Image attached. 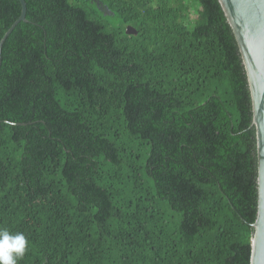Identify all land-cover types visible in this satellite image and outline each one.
Masks as SVG:
<instances>
[{
  "label": "trees",
  "instance_id": "16d2710c",
  "mask_svg": "<svg viewBox=\"0 0 264 264\" xmlns=\"http://www.w3.org/2000/svg\"><path fill=\"white\" fill-rule=\"evenodd\" d=\"M26 3L0 67L18 264H250L257 135L220 1ZM21 10L0 0V40Z\"/></svg>",
  "mask_w": 264,
  "mask_h": 264
},
{
  "label": "water",
  "instance_id": "95a60500",
  "mask_svg": "<svg viewBox=\"0 0 264 264\" xmlns=\"http://www.w3.org/2000/svg\"><path fill=\"white\" fill-rule=\"evenodd\" d=\"M237 39L248 76L252 97L253 121L257 135L258 211L251 237V263L264 264V0H219ZM20 16L0 40V67L5 40L21 21H28L26 0H20ZM128 34H138L129 24ZM24 123V122H23Z\"/></svg>",
  "mask_w": 264,
  "mask_h": 264
},
{
  "label": "clouds",
  "instance_id": "9594fccd",
  "mask_svg": "<svg viewBox=\"0 0 264 264\" xmlns=\"http://www.w3.org/2000/svg\"><path fill=\"white\" fill-rule=\"evenodd\" d=\"M28 241L23 233H11L0 228V264H18L27 249Z\"/></svg>",
  "mask_w": 264,
  "mask_h": 264
},
{
  "label": "rangeland",
  "instance_id": "374dc122",
  "mask_svg": "<svg viewBox=\"0 0 264 264\" xmlns=\"http://www.w3.org/2000/svg\"><path fill=\"white\" fill-rule=\"evenodd\" d=\"M193 1H195V2H196V5H198L197 0H193ZM98 8H99L102 12H104L103 14H106V13H107V12H105V10H104L101 6L98 5ZM192 14H193V13H192Z\"/></svg>",
  "mask_w": 264,
  "mask_h": 264
}]
</instances>
